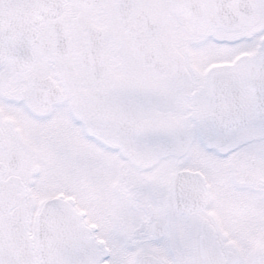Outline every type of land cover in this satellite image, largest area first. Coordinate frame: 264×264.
<instances>
[{
    "label": "snow or ice",
    "instance_id": "1",
    "mask_svg": "<svg viewBox=\"0 0 264 264\" xmlns=\"http://www.w3.org/2000/svg\"><path fill=\"white\" fill-rule=\"evenodd\" d=\"M0 264H264V0H0Z\"/></svg>",
    "mask_w": 264,
    "mask_h": 264
}]
</instances>
